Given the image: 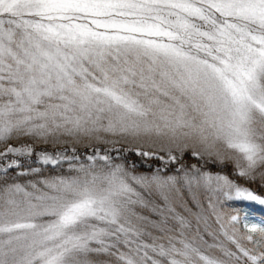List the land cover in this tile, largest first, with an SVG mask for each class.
<instances>
[{"label":"snow or ice","instance_id":"obj_1","mask_svg":"<svg viewBox=\"0 0 264 264\" xmlns=\"http://www.w3.org/2000/svg\"><path fill=\"white\" fill-rule=\"evenodd\" d=\"M208 163L264 190V0H0V264H264Z\"/></svg>","mask_w":264,"mask_h":264},{"label":"trees","instance_id":"obj_2","mask_svg":"<svg viewBox=\"0 0 264 264\" xmlns=\"http://www.w3.org/2000/svg\"><path fill=\"white\" fill-rule=\"evenodd\" d=\"M36 148V150L39 149V146L38 145H35L34 146ZM128 159L130 161H134L137 165H138V171H141V172H147V171H151V168L149 169L147 167V163H152L153 165H156L157 162L155 161H144L142 160L141 157H138V156H135L134 153L132 152H129L128 153ZM22 162H25L23 159H22ZM31 162L33 163V166H36L38 167V164L35 163V156H33L31 158ZM190 163H196V161L192 160V161H189ZM201 164H203V161L200 162ZM42 168V170H47L44 168V166H40ZM147 167V168H146ZM205 170H208V171H211V172H223V173H226V174H229L230 177L234 180L237 181V183L241 184V185H245L247 187H250L252 188L253 190L257 191V192H262V194H264V190H261L257 187L256 184H250L248 182H246L245 180L243 179H240L238 177H236L235 175L232 174V165L228 164V165H221V164H212V163H208L207 165L204 166ZM174 168H170V171H173Z\"/></svg>","mask_w":264,"mask_h":264},{"label":"rangeland","instance_id":"obj_3","mask_svg":"<svg viewBox=\"0 0 264 264\" xmlns=\"http://www.w3.org/2000/svg\"><path fill=\"white\" fill-rule=\"evenodd\" d=\"M38 146H39V149L36 150L37 152L41 151L44 148H48L49 151H51V147H52L51 145H42V144H38ZM146 165H147V167L149 169H150L149 165H151L152 167H155V165H153L151 162L150 163H147ZM40 166H42V165H39L38 164V167H40ZM147 172H150V170L147 171ZM246 206L247 205H244V204H228V205H226V208H229V207H246ZM252 209H253V212L255 213V215L257 216V219L261 218L262 210L259 209V207L258 206H255V205L252 206Z\"/></svg>","mask_w":264,"mask_h":264}]
</instances>
